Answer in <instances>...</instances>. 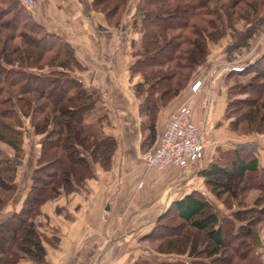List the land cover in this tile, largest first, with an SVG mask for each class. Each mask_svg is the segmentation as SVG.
<instances>
[{
	"label": "trees",
	"instance_id": "16d2710c",
	"mask_svg": "<svg viewBox=\"0 0 264 264\" xmlns=\"http://www.w3.org/2000/svg\"><path fill=\"white\" fill-rule=\"evenodd\" d=\"M91 3L109 24L118 25L127 0ZM263 8L264 0H139L140 47L130 72L140 75L133 87L140 98L145 148L157 142L160 107L188 87L206 61L209 43L235 30L240 19L252 22ZM74 66L80 67L74 46L37 20L29 4L0 0V211L19 188L24 117L44 134L22 206L0 222V264L26 257L49 264L46 242L55 241L39 230L43 204L83 187L95 175L93 163L110 168L117 140L102 128L104 112L87 123L99 96L71 74ZM223 79L227 127L236 134L264 133V50L230 66ZM1 143L14 150L13 157L3 154ZM198 172L209 193L192 189L169 201L146 233L159 240L153 250L171 258L137 257L129 264H264L257 250L264 221V159L245 143L217 147ZM251 190H256L252 197ZM169 219L175 223L168 224Z\"/></svg>",
	"mask_w": 264,
	"mask_h": 264
},
{
	"label": "crops",
	"instance_id": "0c3cea01",
	"mask_svg": "<svg viewBox=\"0 0 264 264\" xmlns=\"http://www.w3.org/2000/svg\"><path fill=\"white\" fill-rule=\"evenodd\" d=\"M91 2L92 0H37L36 4L30 5L37 20L74 46L80 67L74 66L71 74L81 79L88 89L94 90L99 96L98 104L104 112L102 128L117 140L109 169L93 163L95 175L86 178L83 187L70 193L62 192L43 205L42 214L38 217L39 230L55 241L54 245L46 242L50 264H127L129 260L123 261L120 251L130 249L136 252V245L139 243L136 244L133 239L138 242L139 236L148 232L153 220L169 201L192 189L209 193L203 176L198 171L208 164L217 147L227 148L245 143L255 149L260 161L264 159V133L253 138L246 134H236L228 129V120L223 115L226 91L219 72L230 58L237 60L238 56L244 54H247L248 59L251 58L248 52L250 48L238 52L235 48L241 46L234 40L230 42V47H225L230 55L234 54L233 57L227 56L228 53L226 55L223 50L218 51V56L214 53L197 76L200 79L203 73L208 81L204 79L203 82L201 79L196 90H192L190 86L185 87L165 106H161L157 114L156 138L181 105L193 102V116L210 139L201 149L197 161L187 166L147 167L141 159V153L148 149L144 146L148 144L143 143L144 136L140 130V98L133 87L140 75L130 72V65L135 59L134 51L140 46L138 15L134 11L128 20L131 3L127 0L120 23L111 25L103 12L94 9ZM118 35H121L119 40ZM223 58L224 61L212 63ZM230 66H238V63L227 65L228 68ZM205 98L211 99L212 113L207 123L203 124L199 102ZM22 129L25 151L20 158L16 178L18 183L28 169L26 153L32 146L38 147L39 141L44 137V134L35 132L30 117H24ZM5 152L8 156H14L13 149L7 148ZM216 205L222 213V203L217 200ZM18 207L14 200L8 201L0 211V222ZM113 250L118 251L117 258L114 262L106 260L105 257ZM80 251L89 253L80 257ZM94 251L102 253L100 258L97 256L98 260L93 259ZM263 252L264 249L260 256L264 261ZM137 255L138 253L135 258ZM20 264H33V261L22 259Z\"/></svg>",
	"mask_w": 264,
	"mask_h": 264
},
{
	"label": "rangeland",
	"instance_id": "374dc122",
	"mask_svg": "<svg viewBox=\"0 0 264 264\" xmlns=\"http://www.w3.org/2000/svg\"><path fill=\"white\" fill-rule=\"evenodd\" d=\"M129 2L131 4H130V10L128 11V15H127L128 20H129V17L131 18V16H133V14L135 13L134 9L137 6V4H139V0H129ZM36 3H37V0H35L34 4H36ZM30 5H32V4H30ZM132 12H134V13L132 14ZM137 15H138V25L140 23V34H141V26H142L141 25V13L138 11ZM228 31H230V33H227L226 35L222 36L221 38L218 39V41H214V42L212 41L209 43V53L207 55L206 61L202 65H200L196 69V71L193 73L191 80L188 82V86H189V84H192L191 83L192 81L194 82V80L197 79L198 72H200V69H202V66L204 64H206V62L211 60L210 58L213 56L214 53L216 56H218V51L223 50L226 53V55L228 53L227 56L230 55V53L227 51V49L225 47L226 46L230 47L229 44H231L230 43L231 41H234V40L238 41L239 45L241 47L243 46L242 48L241 47L235 48V50L238 52H240L246 48H250L248 50V52H249V57H251V58H252V56H253V58H255L256 57L255 55H257V54L259 55L264 50V8L260 11L257 18L255 20H253L252 22L244 23L243 20L240 19L236 23V29L235 30H228ZM227 42H228V45H225V44H227ZM233 51H234V48H233ZM220 54H221V56L223 55L222 53H220ZM233 56H234V54L230 55V57H233ZM230 57H228V58H230ZM234 59H235V61H234ZM234 59H232V58L228 59L229 61L226 62V65H224V68H222L220 70L219 74H220V76H222V78H223L224 73L228 70L227 65H229L230 63L231 64H233V63L237 64L238 63V65H241V64L243 65L244 63H246L247 61L250 60V59H248L247 54L238 56L237 60H236V58H234ZM217 61L218 62L224 61V58L220 59V60L213 61L212 63H216ZM200 77H202V78H200V80L202 79L203 82H204V79H206L208 81V79L206 78L207 76L203 75V73H202V76H200ZM248 77H249V75L241 78L240 80H242V81L247 80ZM232 80L233 79H231L230 82H233ZM207 81H206V83H207ZM222 82L224 84V79H222ZM224 87L226 88L225 84H224ZM102 112H103L102 107L98 104L96 109H94V111L92 113H90V115H88V117L86 118L87 123L92 122L93 118H95L96 116H98ZM211 113H212V108H211L210 114ZM225 120H227V119L225 118ZM251 134H246V135H250L248 137L253 138V136H257V134H261V133H251ZM145 141H147L146 138H144L143 143H146ZM1 146L3 148V150H2L3 154H6L5 150L7 148L12 149L9 145H7L5 143H1ZM145 147L146 146H144V148ZM36 155H37L36 146H32V148H30L28 150V152L26 153V157L28 160V162H27L28 169H27L26 173L24 174V176L22 177V179H20V183H18L19 188L16 191L14 197L11 199V200H14L15 206H19L17 209H19L22 206L23 201H24V199H25V197H26V195H27V193L31 187L33 170H34V167L37 166V163H38V159H37ZM255 193H256V190H251L250 191L251 197ZM52 199H54V198H52ZM166 205H165V207H166ZM165 207H164V209H165ZM42 208H43V206H42ZM154 221H155V219L153 220V224H154ZM166 222H168V224H170V223L172 224V222L175 223L174 221H172L170 219L167 220ZM153 224H152V226H153ZM151 227H150V229H151ZM259 233H260V237H261L260 238V245L258 246V249L260 250L259 251V256H260L262 249H264V221L260 224ZM133 241L136 242V244L137 243L140 244V245L139 244L136 245V246H138V249L136 250V252L134 250L132 251L130 249H127L125 251H120L121 256H123V258H122L123 261L129 260L127 264L132 262L137 257H146V258H149V259H152L155 261L157 259H160V258H171V255L161 254V253L154 251L152 247L155 246L159 242V240L152 239L150 237H146V233L139 236L138 242L135 239H133ZM78 253H79L80 257H84L83 255H85L89 252L80 251ZM117 253H118V251H114V250L111 251L110 255L108 257H105L106 260H110L111 262H114V260L117 258V255H118ZM136 253H138V255L135 258ZM94 255L95 256L93 257V259L98 260V259H96L97 256H98V258H100L102 256V253H101V251H94ZM88 256H89V258L91 257L90 254ZM85 258H86V256H85ZM22 259H29V260L33 261V264H37L36 260L31 258V257H26V258H22ZM47 260L49 263V253H47ZM20 261L18 262V264H20Z\"/></svg>",
	"mask_w": 264,
	"mask_h": 264
},
{
	"label": "built area",
	"instance_id": "2783aa9c",
	"mask_svg": "<svg viewBox=\"0 0 264 264\" xmlns=\"http://www.w3.org/2000/svg\"><path fill=\"white\" fill-rule=\"evenodd\" d=\"M34 4L35 0H24ZM121 39V35L117 36ZM201 84L200 79L194 80L190 88L196 90ZM202 110L203 124L210 118L211 99L199 102ZM194 105L189 101L181 105L165 123L156 144L141 153V159L147 167L163 168L168 165L187 166L199 158L201 149L210 142L205 130L193 116Z\"/></svg>",
	"mask_w": 264,
	"mask_h": 264
}]
</instances>
